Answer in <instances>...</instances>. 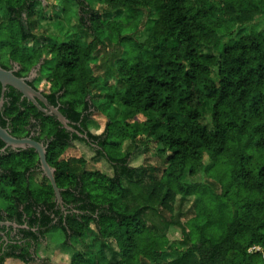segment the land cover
<instances>
[{
  "label": "trees",
  "instance_id": "obj_1",
  "mask_svg": "<svg viewBox=\"0 0 264 264\" xmlns=\"http://www.w3.org/2000/svg\"><path fill=\"white\" fill-rule=\"evenodd\" d=\"M37 1L0 0L2 67L13 61L28 72L42 61L38 49L24 48L38 37ZM77 3L79 24L92 37L42 45L47 57L39 80L48 84L49 103L87 136L112 175L88 170L82 157L65 158L85 140L33 106L21 109L14 95L6 112L11 128L19 136L31 118L42 121L46 162L66 215L48 180L39 178L33 150L3 157L0 215L36 232L20 229L0 264L35 263L32 255L37 258L45 240L52 244L48 234L56 229L64 235L60 247L75 248L92 236L84 250H71L69 264H264V33L232 39L223 30L228 21L244 26L264 16V0H97L106 23L84 1ZM143 11L156 19L139 29ZM124 12L137 23L127 35L112 19ZM127 43L126 52L116 51ZM103 102L118 115L96 135L89 124ZM207 113L209 126L202 121ZM150 144L163 157L162 169L130 166ZM189 199L192 207L180 213ZM171 229L181 238L169 241ZM252 247L260 251L248 253Z\"/></svg>",
  "mask_w": 264,
  "mask_h": 264
},
{
  "label": "rangeland",
  "instance_id": "obj_2",
  "mask_svg": "<svg viewBox=\"0 0 264 264\" xmlns=\"http://www.w3.org/2000/svg\"><path fill=\"white\" fill-rule=\"evenodd\" d=\"M78 0H38L34 4V12L38 15V19L36 20V32L37 39L36 40H29L24 44V48L26 49H38L40 54L42 53L43 59L47 57V54L42 51V45H53L54 47H59L61 43L65 44H73L75 41H81L83 43H87L91 39V33L84 31L85 26L82 27L79 24V16L81 14L79 4L77 3ZM84 1L85 4H88L92 7L94 11H97L102 15V21L105 20V16L103 15V7L97 4V0H81ZM106 11V10H105ZM112 19L115 21H119L120 24L123 26V30L120 31L121 35H127L130 30L134 29V26L137 23H130L133 18L132 12H124L123 14L115 15L112 14ZM108 19V18H107ZM112 19L108 21H112ZM155 13L151 16L147 15L146 11H143L139 15L140 24L144 22H148L149 27L155 21ZM107 21V20H105ZM104 22V21H103ZM114 22V21H113ZM106 23V22H104ZM128 23H130L128 25ZM142 24L139 25V29H141ZM132 25V28L130 27ZM87 26V25H86ZM136 27V26H135ZM86 30H88L86 28ZM223 30L226 33L231 34L232 39H238L241 36L247 35L251 31L263 32L264 33V16L256 18L252 23L244 26H238L234 22H226L223 26ZM7 30L5 29L1 33V37L6 39L7 37ZM101 33V32H99ZM109 33V32H108ZM107 31H103L101 36H107ZM113 35V40L116 41L117 36ZM146 34L143 35L139 42L142 43L146 39ZM231 42V40H229ZM116 42H114L115 44ZM119 52H126L128 50V43L117 47ZM107 55L112 56V48H107ZM124 57V54L121 55ZM97 63H100V56L96 57L95 60ZM102 62V60H101ZM95 63V64H97ZM101 74V73H100ZM41 84L39 88H45V80L41 78ZM48 85V84H47ZM46 89V88H45ZM118 115V110L113 106L108 105L107 103H101L92 116V120L89 124L90 132L96 135H100L104 129L107 122H112L116 120ZM140 120H146L147 117H139ZM204 124L209 126V116L208 113L205 115L204 119L202 120ZM127 146V145H126ZM125 146V147H126ZM156 147L154 144H150L149 150L147 152H143L141 155L133 156L130 161L129 165L132 167H139L143 164L154 166L158 169H162L163 164V157H160L156 152ZM124 149V147H123ZM65 158L69 157H82L86 162V168L92 171H98L102 174L107 176L112 175V170L109 165L101 158H96L94 152L88 145L83 143H74V149L68 151ZM198 179H193V181H199ZM193 199H189L185 204L182 206L180 213L185 212L187 209L192 207ZM178 210V211H179ZM184 221V219H183ZM85 235V234H84ZM181 238L180 232L177 229H171L168 232V239L169 241H175ZM49 241H52L50 244L48 241L45 240V244L39 247V251L37 253V258L40 259L38 263L33 264H69L70 258L72 257V249L76 251H82L88 245H90L92 241V236L88 237L85 243L74 242L71 240L69 244H72L75 248L70 247H60L56 244L61 243L64 240V235L62 231L59 229L53 230L48 234ZM73 241V242H72ZM92 245V244H91ZM93 249L95 250V244ZM93 250V251H94ZM97 250V249H96ZM95 250V251H96ZM5 264H23L17 260H8Z\"/></svg>",
  "mask_w": 264,
  "mask_h": 264
},
{
  "label": "flooded vegetation",
  "instance_id": "obj_3",
  "mask_svg": "<svg viewBox=\"0 0 264 264\" xmlns=\"http://www.w3.org/2000/svg\"><path fill=\"white\" fill-rule=\"evenodd\" d=\"M0 67L6 71H12L14 76H16L17 78L20 79H25L28 78V82L27 84L34 89L37 92H41V95L47 100L46 96L48 95V85L45 83V88L41 89L39 88L41 82V79L39 80V74H40V70L32 77V74H30L31 70L33 68H35V66H33L28 72H24L22 67L13 61H9V65L8 67H2L0 65ZM39 81V82H37ZM12 88L10 87H6L4 89V91L2 90V87L0 85V120L1 122H3L2 125H0V127L4 130L7 131V133L15 138V139H23V138H29L30 140H33L35 142H38L40 144H42L46 149L48 146V141H46V139H41L42 136V121H40V119L34 120L33 118L30 119L29 123L30 125L25 127V133L16 136V133L14 132V130L11 128V121L10 119L7 118L6 112L9 110V108H11V102L13 101L14 95L17 96V94H19L18 92H16L14 89V93L11 90ZM13 94V95H11ZM20 95V94H19ZM48 105L52 106L49 101L47 100ZM15 104H17L18 106L22 108V105H25L27 107L33 106L37 109V111L39 113H41L43 119L44 118H49L46 116V114L42 113L41 111H39V109L32 105L31 103H29L27 100L22 99L21 96L18 100V102H16ZM39 106L43 109H45L47 112V108L45 106H43L41 103H39ZM15 107V106H14ZM54 107V106H53ZM58 109V107H55ZM32 124V126H31ZM34 125V126H33ZM72 129L75 130L73 128V125H71ZM64 130L66 131L62 126H60V130ZM77 131V130H75ZM68 132V131H66ZM71 136L74 135L71 132H68ZM40 140V141H38ZM10 153H18L15 149H12L10 147H6L1 141H0V161L1 159H3V157H5L6 155L10 154ZM38 171V169H37ZM38 173L40 174L39 178H44L42 177L41 173L38 171ZM3 175L2 170L0 169V177ZM57 207L59 208V206L57 205ZM64 207V206H63ZM64 212L59 208V211L65 216L66 215V209L64 208ZM5 214L1 213L0 215V258L3 256V254H5L6 252H8L9 250V246L16 244L17 240H20L21 238V234L19 232L20 229H26V230H31L32 232H36V229H28L25 225H17L13 222H8L5 221ZM5 224H14L17 225V228H14L12 226H6ZM32 258L34 259V261L36 263L39 262L40 259L36 258L35 256L32 255Z\"/></svg>",
  "mask_w": 264,
  "mask_h": 264
},
{
  "label": "water",
  "instance_id": "obj_4",
  "mask_svg": "<svg viewBox=\"0 0 264 264\" xmlns=\"http://www.w3.org/2000/svg\"><path fill=\"white\" fill-rule=\"evenodd\" d=\"M43 60L40 61L35 68H33L30 72L32 77L40 70ZM28 78L20 79L14 76L12 71H6L0 67V85L2 90L6 87H10L18 92L22 99L27 100L32 105L36 106L39 111L46 114L47 117H51L55 119L62 126L66 131L75 134L77 137L85 140L87 145L94 147V145L90 144L86 135H80L78 132L72 129L71 123L58 111L57 108L48 105L47 100L41 95V92H37L32 89L28 84ZM41 103L45 106L48 112L39 106ZM0 141L6 146L12 149H15L17 152L24 151L27 149L33 150L37 154L38 158V171L41 173L42 177L46 178L49 184L52 187L56 205L64 212L63 202L61 198L60 190L57 188L55 180H54V170L48 165L46 162V148L29 138L23 139H15L11 137L6 130L0 127ZM6 226H12L17 228V225L12 224H5Z\"/></svg>",
  "mask_w": 264,
  "mask_h": 264
},
{
  "label": "built area",
  "instance_id": "obj_5",
  "mask_svg": "<svg viewBox=\"0 0 264 264\" xmlns=\"http://www.w3.org/2000/svg\"><path fill=\"white\" fill-rule=\"evenodd\" d=\"M257 251H260V248H258V247H252V248H250V249L248 250V253H255V252H257Z\"/></svg>",
  "mask_w": 264,
  "mask_h": 264
}]
</instances>
